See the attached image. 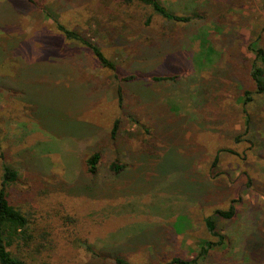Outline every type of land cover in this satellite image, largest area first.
Returning <instances> with one entry per match:
<instances>
[{
    "label": "rangeland",
    "instance_id": "obj_1",
    "mask_svg": "<svg viewBox=\"0 0 264 264\" xmlns=\"http://www.w3.org/2000/svg\"><path fill=\"white\" fill-rule=\"evenodd\" d=\"M34 1L0 0V184L3 164L18 169L10 192L32 236L15 253L37 264L193 260L218 241L205 219L233 205L232 218L215 217L225 243L195 264H264V94L246 105L248 124L243 111L264 0H160L190 22L137 0Z\"/></svg>",
    "mask_w": 264,
    "mask_h": 264
},
{
    "label": "trees",
    "instance_id": "obj_2",
    "mask_svg": "<svg viewBox=\"0 0 264 264\" xmlns=\"http://www.w3.org/2000/svg\"><path fill=\"white\" fill-rule=\"evenodd\" d=\"M34 2V0H30ZM127 3L132 2L133 0H124ZM139 3L149 6L153 12L162 18L174 21V22H190L193 20L191 15H180L170 10L165 6L160 0H137ZM43 12L47 18H52L56 23L59 31L63 34V36L70 41L78 42L79 44L87 47L91 50L94 56L97 58L101 66L107 67L109 69L116 70V64L108 59L99 46L92 43L90 40L82 36L76 30H72L64 26L58 19L56 12L52 11L50 8L43 9ZM150 22V18L147 21ZM254 34V33H253ZM206 43V42H205ZM248 48L253 53V60L250 63L249 73L252 81L256 89L246 90L244 97V109L243 111L247 113L246 105L253 102L255 95L264 94V46L262 44V35L257 34L253 35L251 41L248 44ZM212 49L210 48L207 52H203V54L199 55L200 64L204 65L209 60H211ZM156 80L165 79V77H155ZM3 86V85H0ZM15 89L18 94H22V88L20 85H16L12 87ZM122 93L119 90V100L121 103ZM246 122L247 124L250 122V117L248 113L246 114ZM119 130V120H116L113 128L112 135L113 137L117 135ZM148 137L146 139V143H150V138L152 135V128L148 129ZM155 138V131L153 133ZM152 136V137H153ZM157 151H164L163 148H156ZM153 152V151H152ZM101 158V154L99 152L93 153L87 159V165L89 173L93 176L98 173V165ZM217 161V160H216ZM215 161V163H216ZM111 169L116 174H118L123 166L114 162L111 164ZM183 170L181 171V173ZM19 171L15 167L10 164H3V173L0 184V264H37L36 258H24L22 256H18L15 253V250H23L24 246L30 248V239L32 236L29 232L30 227V217L28 213H24L22 209L17 207L14 202L15 193L10 192V188L13 184H15L19 179ZM181 176V174H180ZM82 190V189H81ZM85 193V192H81ZM235 214L234 206H230L228 210L217 209L214 215H211L205 219V225L211 235L218 238V241L204 240L201 242L199 246V251L197 258L193 260H185L181 258H174L171 261V264H195L197 260L204 259L208 255L209 251L212 249H217L222 246L224 241V235L218 230L215 217L222 219H230ZM183 218V217H182ZM118 264H133L121 257L117 258ZM42 264H46L42 263Z\"/></svg>",
    "mask_w": 264,
    "mask_h": 264
}]
</instances>
